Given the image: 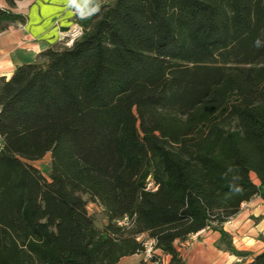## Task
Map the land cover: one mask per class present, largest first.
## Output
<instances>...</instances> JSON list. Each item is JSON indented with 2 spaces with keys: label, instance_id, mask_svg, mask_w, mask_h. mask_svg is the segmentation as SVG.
<instances>
[{
  "label": "trees",
  "instance_id": "trees-1",
  "mask_svg": "<svg viewBox=\"0 0 264 264\" xmlns=\"http://www.w3.org/2000/svg\"><path fill=\"white\" fill-rule=\"evenodd\" d=\"M18 19L0 7V32ZM79 25L0 77V264H119L147 239L184 264L204 229L246 257L223 224L264 199V0H108Z\"/></svg>",
  "mask_w": 264,
  "mask_h": 264
},
{
  "label": "crops",
  "instance_id": "crops-1",
  "mask_svg": "<svg viewBox=\"0 0 264 264\" xmlns=\"http://www.w3.org/2000/svg\"><path fill=\"white\" fill-rule=\"evenodd\" d=\"M107 1L14 0L15 5L10 7L7 0H0V7L22 17L0 32V77L9 78L17 66L34 62L39 53L61 41L74 24L88 19ZM223 229L234 248L246 252V257L226 251L220 233L204 229L190 236L198 241L192 242L188 254L184 257L181 254L184 264H236L250 261L264 252L261 239L264 236V199L254 196L244 202L239 212L223 224ZM156 253L161 252L156 250ZM162 255L168 263L169 256ZM140 259L143 253L124 257L121 263L136 264Z\"/></svg>",
  "mask_w": 264,
  "mask_h": 264
},
{
  "label": "rangeland",
  "instance_id": "rangeland-1",
  "mask_svg": "<svg viewBox=\"0 0 264 264\" xmlns=\"http://www.w3.org/2000/svg\"><path fill=\"white\" fill-rule=\"evenodd\" d=\"M203 134V127H198L194 134L188 137L183 138V140H191V139H195L199 136H201ZM32 164L38 168L45 176H47V171L49 169V164H50V154H46L43 158L36 160L34 162H32ZM151 174L150 173V168L147 165L145 167V169L143 170L141 177L139 178V182L141 184V186H143L144 182H146V180L148 179V175ZM254 178V176H253ZM87 210L89 212V214H91L92 216H94V218L96 219V223L101 226L105 221L102 218V214H101V208L92 203L89 202L87 204ZM145 238L144 236L141 237V239ZM198 238L194 237H190L187 241L182 242V243H176L177 249L180 252V254H182V256L184 257L186 254H188L189 250H190V246L192 244V242H197ZM163 253H156L155 255L157 257L160 258V261H163L164 264H166V260L162 255ZM119 264H124V263H119Z\"/></svg>",
  "mask_w": 264,
  "mask_h": 264
},
{
  "label": "built area",
  "instance_id": "built-area-1",
  "mask_svg": "<svg viewBox=\"0 0 264 264\" xmlns=\"http://www.w3.org/2000/svg\"><path fill=\"white\" fill-rule=\"evenodd\" d=\"M82 33V28L79 24H74L72 29L66 34L64 38H68V43H71L75 38L79 37ZM157 184L153 181L151 174L148 175V179L144 182L142 188L147 191H155L157 189ZM116 224L119 226H128L130 224V218L128 216H123L117 219ZM156 254V249L153 248V241L147 239L145 241V250L143 252V259L151 262L153 256ZM153 264H164L163 261L156 260L152 262Z\"/></svg>",
  "mask_w": 264,
  "mask_h": 264
}]
</instances>
